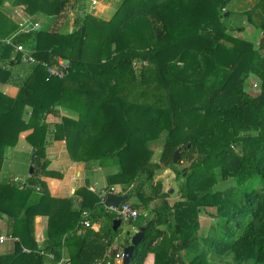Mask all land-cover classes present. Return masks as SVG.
<instances>
[{"label":"trees","instance_id":"trees-1","mask_svg":"<svg viewBox=\"0 0 264 264\" xmlns=\"http://www.w3.org/2000/svg\"><path fill=\"white\" fill-rule=\"evenodd\" d=\"M6 1L0 85L18 91L0 90V172L20 140L31 147L33 171L24 181L0 178V221L16 238L0 264H43L48 258L38 250L54 261L117 264L111 246L120 225L113 229L117 217L90 181L61 198L42 179L61 176L47 168L48 116H59L53 140L65 142L70 160L112 169L102 192L119 185L118 194L138 199L131 205L139 213L127 223L143 227V236L127 264L150 256L152 264H264V0L238 12L236 0H120L109 20L89 12L85 0H10L29 15L52 17L27 32L5 12ZM68 13L74 20L66 30ZM236 13L262 31L257 45L230 34L243 31L227 24ZM8 38L31 49L35 62H22ZM58 59L68 62L64 75L47 79L45 67ZM250 79L258 82L254 94ZM157 141L162 148L152 160ZM166 169L177 183L174 199L153 182ZM83 210L90 227L81 224ZM201 211L215 220L203 236ZM36 216L46 217L41 245Z\"/></svg>","mask_w":264,"mask_h":264},{"label":"rangeland","instance_id":"rangeland-1","mask_svg":"<svg viewBox=\"0 0 264 264\" xmlns=\"http://www.w3.org/2000/svg\"><path fill=\"white\" fill-rule=\"evenodd\" d=\"M95 1L96 2L93 4L92 3L93 0H85L84 5H85V7H87V10L89 12H91V10L94 9L93 14L98 16L101 19H104V20H109L120 4V0H95ZM246 2H247L246 6L250 7L254 4L255 0H236L235 1L236 6H234V10L236 12L240 11L243 7H245L244 3H246ZM11 4H12V1L7 0L6 3L4 2L3 6H4L5 12L9 16H11L14 21H17V22L20 21L23 24H25V22H26L25 25H27V26L32 25V23H35V22L31 21V16L26 12V10L23 7L11 6ZM249 7L246 9H249ZM67 15H68V17H67L68 22L66 24L65 29L66 28L68 29V27H70L72 25L73 20H74V14L73 13H68ZM38 18L39 19H35V20H37L38 22L42 23L45 26V23L50 22L52 17L41 15ZM252 18L257 19V16L255 14H253ZM227 21H228V23H227L228 26L231 28H235V27H242L243 28L242 32L230 30L231 31L230 34L237 36V37H241V38L246 39V40H249L254 45L258 44L260 37L263 35L262 31L257 29L254 23H249L246 19V16L240 15V13H236V15H231L230 18L227 19ZM34 26L36 27V25H34ZM146 63L144 62V64H146ZM248 81H249V84H248V86H246V89L248 91H250L252 94L256 93L258 91V82L254 79H250ZM14 86L17 87L16 85H14ZM7 89L12 90V91L15 90V88L12 86L8 87ZM0 90H1V85H0ZM59 114L60 115L61 114L68 115L71 113H70V111H64L63 109H61L59 111ZM47 121H48L49 127H48V131H47L48 141L45 145L46 155L48 156L49 153L55 154V153L59 152V153H61V158L63 161L66 159L68 161H70L69 154H68V151H67L66 146H65V142L63 140H59V141L53 140V137L55 134V125H56L54 123H55V121L56 122L60 121L59 116L55 117V119L53 121H50L49 116H48ZM25 133H26V131H24L20 134L21 139H23ZM54 142H57L56 145L54 144ZM160 144H161V141H157V142H154L152 144L151 149L154 151L152 160L158 159V155H159L160 150L162 148L160 146ZM30 149L31 148L28 147V150H27L28 155H29ZM60 162H62V161H60ZM48 166H49V164H48ZM50 166H51L50 167L51 169H57L59 166V162L52 164ZM29 167H30V158L28 157V173H29ZM85 170H86L85 176L87 175L85 178H87L90 181L89 186H91V187H89V189L94 191V192H99L97 190L102 191L104 186L106 185L105 176L107 173L111 172L112 169L106 170V169L100 168L99 166H92L90 170H88V169H85ZM173 178H174V173L172 170H169V169L160 170V171L156 172L155 175H153V182L161 181L164 191L169 192L170 197L174 199V198H176V195L178 194V192H177V183L175 182V180ZM229 183L230 182L223 183L219 186L225 187V186H228ZM83 184H85V183H83ZM78 188L75 187V189H78ZM145 189H148V187H145ZM120 190H121V187L119 185H115L111 189V191H113V193L119 192ZM120 195H123V194H120ZM137 201H138V199H135V197L132 196L131 198H129V200L127 202L129 204H133ZM151 206H152V203L149 207H151ZM138 213H139V211H138ZM144 213H147V212H144ZM145 215H148V214H145ZM198 220H199V225H200V229H199V235L200 236L205 235V233L208 231L211 224L213 222H215L214 218L211 216H208L204 211L200 212ZM95 226H97V225H94V227ZM119 227H120L119 228V234L116 237V239L114 241L115 245L113 246L114 248H117L116 250L124 249L123 247H124L125 243L128 242V240H130V236L138 231L137 227L131 226L127 222H122ZM0 229L6 233V220H5V218H3L0 221ZM128 231H129L130 235L126 234ZM1 244L8 245V247H10V245L12 243H10V241L0 243V250H2V248H3V246ZM52 263L55 264L54 262H51V264ZM56 264H58V263H56ZM145 264H152V256L149 257V259L146 261Z\"/></svg>","mask_w":264,"mask_h":264},{"label":"crops","instance_id":"crops-1","mask_svg":"<svg viewBox=\"0 0 264 264\" xmlns=\"http://www.w3.org/2000/svg\"><path fill=\"white\" fill-rule=\"evenodd\" d=\"M30 16H31V21H33L37 24L36 27L40 26L41 23L35 19H39L38 17L41 15L36 14V15H30ZM10 86L14 87L15 90H13V91L8 90L7 88ZM1 90L5 94L13 97L16 95L18 88L15 87L14 84L8 83V84H2ZM26 133H27V131H26ZM56 143L57 142H54L55 145H56ZM28 147H30L29 144H27L24 140H20L15 147H13L7 151L6 157H5L3 165H2L3 166L2 171L0 172V178L6 174H9V175H14L15 178H18L19 180L24 181V179L26 178V176L28 174V157H29L28 151H27ZM48 157L50 159V161H49L50 163H49V166L47 168L49 170H55V171H58L61 173V176L59 178L45 177V176L42 177V179L47 182V186L49 188L51 195L56 196V197H61V198L62 197H68V196H71L74 194V191L76 190L75 187L78 188V187L84 185L83 183L86 184L87 178H85V177L87 175L85 176L86 170H85V164L83 162H74L72 160L68 161L67 159L63 161L61 158V153H59V152H57L55 154L49 153ZM60 161H62V162H60ZM58 162H59V166L57 169H51L50 168L51 167L50 165L58 163ZM89 187H91V186H88V188ZM97 191H99V192H95V193L100 197V202L102 203V199L104 198L101 195L102 191H100V190H97ZM102 204H104V203H102ZM45 228H46V217L36 216V219H35V237H36V241L38 242L39 245H41V242L45 238ZM1 234L6 235V233L0 229V235ZM1 245L3 246V248H2V250H0V252H3L7 248H9L8 245H3V244H1ZM114 245L115 244L113 243L111 246V249H114L116 251V253L122 251V250H116L117 248H114L113 247ZM146 261H145V263H146ZM51 262H53V261L46 259L43 264H51ZM115 262L118 264L117 260Z\"/></svg>","mask_w":264,"mask_h":264},{"label":"built area","instance_id":"built-area-1","mask_svg":"<svg viewBox=\"0 0 264 264\" xmlns=\"http://www.w3.org/2000/svg\"><path fill=\"white\" fill-rule=\"evenodd\" d=\"M95 2L96 1L93 0L92 3L94 4ZM17 23H18V26H19L21 31H26V32L28 31L27 25H25L26 22H25V24L21 23L20 21H18ZM32 24L37 25L36 23H32ZM5 42L7 44H12L11 40L9 38L5 39ZM12 45H13L14 51L16 53L20 54V58H21L22 62L29 63V64H32L35 62V59L32 56V50L31 49L27 48L22 43H15ZM67 67H68V62L64 61L63 59H58V63L53 65V66H46L45 68H46V72H47V79L51 76L62 77L64 75ZM101 195H102V197H105L106 192H102ZM103 201H104V199H102V203H103ZM106 210L114 213L116 215V217L118 219H120L121 221H126V222H128L131 219H134L138 215V210L136 208L132 207L131 204H129L128 202H125V201L121 202L117 206H113V205L106 206ZM88 215H89L88 211H86V210L82 211V216H84L85 219H83L81 221V224L84 225L85 227H90V221L86 218ZM14 239H16V238H13V237L8 236V235H3V234L0 235V243H4L6 241H12ZM22 250L24 252H27V253L30 252V249L25 248V247H23ZM38 252H39V254L45 256L49 260H52L55 264L56 263H58V264H71L70 259L64 255L60 258L59 261H54V255L52 253H45L42 250H38ZM122 258H123V252L122 251L117 252L115 254V261L117 260L118 263H120L122 261Z\"/></svg>","mask_w":264,"mask_h":264},{"label":"water","instance_id":"water-1","mask_svg":"<svg viewBox=\"0 0 264 264\" xmlns=\"http://www.w3.org/2000/svg\"><path fill=\"white\" fill-rule=\"evenodd\" d=\"M94 12V9L91 10V13ZM179 158V150H176L174 152V158L173 161L174 163L177 162ZM33 161V155H31L30 157V162ZM33 171V166L30 165L29 167V173L31 174ZM129 198L128 194H123L120 195L118 193H108L103 199V203L105 206H117L119 205L121 202L125 201L126 199ZM121 223V220L116 218L113 220V229L115 230ZM127 235H130L129 231L126 233ZM143 236V227H139L138 231L135 232L134 234L131 235L130 237V244L127 245L126 247H124L123 249V258H122V264H127L129 262L130 256L132 255L134 246L140 241V239Z\"/></svg>","mask_w":264,"mask_h":264}]
</instances>
